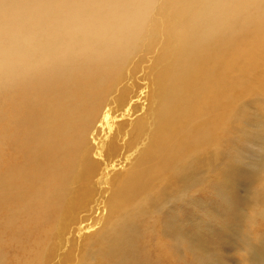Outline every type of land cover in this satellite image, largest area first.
<instances>
[{"label":"rangeland","instance_id":"rangeland-1","mask_svg":"<svg viewBox=\"0 0 264 264\" xmlns=\"http://www.w3.org/2000/svg\"><path fill=\"white\" fill-rule=\"evenodd\" d=\"M210 1H155L138 42L124 49L122 63L108 76L111 88L90 80L99 86L85 94L104 97L87 104L89 130L62 132L53 121L68 101L84 94L77 87L84 85L83 60L43 63L44 73L35 78L20 68L25 86L8 83L6 70L0 72V264H117L126 258L137 264H249L256 253L264 256V5L254 10L246 6L251 0H240L216 17L203 10ZM0 3L9 6L0 9V35L9 37L6 22L20 16L18 5L29 3ZM172 5L183 11L174 15ZM228 20L240 23L235 34L220 31ZM175 26L181 37L169 34ZM201 32L229 36L230 43L240 38L243 50L251 51L250 69L230 64L235 57L225 67L204 48L191 54L183 44H205ZM19 44L6 39L0 56ZM190 54L199 62L214 60L199 74L217 71L215 86H207L206 77L192 78ZM221 72L233 86L225 101ZM198 89H210L217 97L208 100L222 110L194 107L190 98ZM162 90L171 97L155 99ZM191 111L202 116L196 140L182 135L188 121L162 125L174 135L162 140L166 115L192 116ZM210 116H219L213 128ZM128 172L132 179L118 188L114 179ZM47 205L54 216L43 230L48 225L36 216ZM124 226L134 229V238L116 253L115 232Z\"/></svg>","mask_w":264,"mask_h":264},{"label":"bare ground","instance_id":"bare-ground-1","mask_svg":"<svg viewBox=\"0 0 264 264\" xmlns=\"http://www.w3.org/2000/svg\"><path fill=\"white\" fill-rule=\"evenodd\" d=\"M62 1L61 4L59 0H27L29 5L17 6L16 12L20 16L17 19L6 22V30L10 32V35L9 37H6V33L2 36L0 35V43L8 39L11 42L15 41L20 44L17 47H13L6 55L0 56V72L6 70L8 83L14 84L20 81L21 85L25 86L27 79L19 72L20 68L29 70L33 78H35L37 73H44V70H42L43 63L50 65L57 61L62 62L68 60L69 58L77 63L83 60L85 66L79 76V81L84 85L77 84V87H83L85 89L84 94L82 92L78 93V95L84 97H82L81 101H79L81 97L72 102L68 101L67 105L62 109L60 116H57L53 121L59 123L57 128L62 132L69 129V131H74L80 127L89 130V122L93 116H87V104H91L94 101L101 102L104 95L97 91L95 94L90 92L88 97L85 92L90 91V88L93 86H99V84L102 85L104 83L107 88H111L106 83L108 76L113 73V69L119 68L122 63L125 56L124 49L130 50L138 42L137 33L145 29L147 11L154 5L156 0H98L99 3L92 4L89 7H84L79 2L74 3V0ZM234 2H240V0H212L205 3L203 10H209L216 17L221 16L225 8L232 10L237 8V3L234 4ZM263 5L264 0H251L246 6L257 10ZM26 6H30L31 9L27 10ZM6 7L0 3V9ZM174 7L176 8V6L172 5L170 9L174 15H178L179 12L183 11L177 7L176 11L178 12L176 13L175 10L173 11ZM232 18H236L233 12ZM227 24L229 27L225 29L221 25L219 28L222 30L220 31L235 34L237 32L235 27L240 23H232L228 20ZM169 34L181 37L177 26ZM199 37L205 44L195 45L194 42L190 44L189 41H185L183 44L186 48L189 47L191 49V54L195 52V48L198 50L204 48L206 51L216 53L217 55H214V57L225 67L227 66L229 57H235V59L230 61V64L233 63V66L236 65L240 68L241 64H243L242 67L245 71L250 69L252 60L251 51L243 50L244 46L240 38L230 43L229 36L224 38H217L216 36L209 38L204 35V32H201ZM39 39H45L44 44ZM65 43L70 44L72 47L64 51H59L57 48ZM239 52L242 53L238 54ZM191 54L190 59L194 61L192 78L198 79L206 77L205 84L211 88L215 86L218 82L217 71L211 69L209 70L210 73L199 74L201 66L210 65L212 67L211 62L214 60L202 59L199 62V57L192 56ZM238 59L239 61L237 63ZM105 72L107 73L106 76L103 75ZM220 75L224 77V82H227L222 89V101H225L233 86L230 81L228 83L229 78L227 73L221 72ZM90 80L96 81L99 84L90 83ZM198 81L202 80L198 79ZM160 87L162 86H157V88ZM29 91H33V89H29ZM161 92L162 96L155 93L153 97L155 99H169L171 97L170 90H168L167 94H165V90ZM210 96L217 97L210 89H198L195 90V94L190 99L196 108H202L205 104L218 110V107L221 106L217 102L208 100ZM186 98L188 99V95H186ZM50 99L51 96L48 98L47 103H43L42 105L45 110L50 108ZM190 99L188 100L189 102ZM30 101H32V98L29 96L28 102ZM220 110H222V107ZM205 111L203 113L191 111L192 116H186V113H184V116L166 115L165 120L161 121L159 136L164 132V138L162 140L168 141L173 139L174 135L165 132L162 125L168 123L180 125L188 121L187 126L182 128V135L196 140L198 130L203 124L202 116L197 115L200 113V115L204 114L205 116ZM218 119L219 116H210L211 128L217 125ZM179 151V148L172 150V156ZM132 175L131 172H128L123 176H117L114 179V184L116 185L118 183V188L124 187L125 183L132 179ZM82 189L84 187L76 189L75 196L77 193L80 194ZM44 210L46 211L43 215L38 214L36 217L39 222L47 223L48 225L51 220L50 218L54 216V210L48 205ZM262 214L264 215V212ZM48 227L49 225L43 230H46ZM115 235L116 237L113 239L115 244L113 250L117 253L119 247L127 244L131 237L134 238V229L129 226H124L116 231ZM253 256L256 258L250 260L249 264H264V256L261 252ZM117 264H137V262L126 258Z\"/></svg>","mask_w":264,"mask_h":264}]
</instances>
